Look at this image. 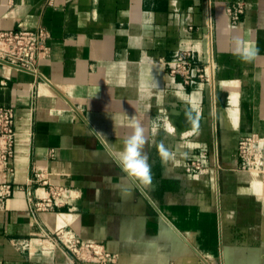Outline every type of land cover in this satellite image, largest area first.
Instances as JSON below:
<instances>
[{
  "label": "crops",
  "instance_id": "1",
  "mask_svg": "<svg viewBox=\"0 0 264 264\" xmlns=\"http://www.w3.org/2000/svg\"><path fill=\"white\" fill-rule=\"evenodd\" d=\"M235 1L0 0V30L48 32L35 70L0 61V106L14 107L17 131L12 169L0 171V264L75 263L60 242L45 243L61 227L124 264H264V171L241 169L238 155L241 137L264 139V0H245L237 24ZM234 35L259 48L253 63L232 54ZM180 48L211 62V83L169 74ZM177 104L185 136L172 141L163 119ZM134 115L157 120L155 139L187 155L166 170L149 129L153 186L122 199L129 185L93 130L118 151ZM200 152L208 171L188 173ZM40 171L46 183L32 181Z\"/></svg>",
  "mask_w": 264,
  "mask_h": 264
},
{
  "label": "built area",
  "instance_id": "2",
  "mask_svg": "<svg viewBox=\"0 0 264 264\" xmlns=\"http://www.w3.org/2000/svg\"><path fill=\"white\" fill-rule=\"evenodd\" d=\"M248 3L245 0H237L228 6V14L233 23L241 21ZM48 32L45 29H5L0 30V59L10 62L18 67L35 70L36 65L42 55L47 50ZM168 72L173 77H181L187 85L196 82L211 83L213 79V66L211 62L200 59L194 49H177L172 57L166 62ZM184 105L177 104L173 109L166 112L163 119L164 128L169 124L174 130L169 134L165 133L169 140L184 137L185 133H180L172 117L178 114ZM200 112V111H199ZM16 112L14 107L0 106V171L10 168L15 154V144L17 131L15 128ZM238 155L240 168L250 172L264 171V139L256 135L243 136L238 142ZM209 167L205 165L203 153H197L187 159L186 170L191 174H201L207 172ZM42 173L36 172L32 181L46 183L42 179ZM55 194V193H53ZM51 199L40 202L38 205L44 209L48 207ZM48 242H60L70 251L77 261L73 264H124L120 262L118 256L112 252L105 243L85 239L78 235L69 227H61L53 235L45 237Z\"/></svg>",
  "mask_w": 264,
  "mask_h": 264
},
{
  "label": "clouds",
  "instance_id": "3",
  "mask_svg": "<svg viewBox=\"0 0 264 264\" xmlns=\"http://www.w3.org/2000/svg\"><path fill=\"white\" fill-rule=\"evenodd\" d=\"M232 54L243 63H253L260 54L259 48L256 44L249 40L242 38L239 35L232 36ZM153 86L157 87L156 84ZM187 121L194 128L196 121L193 118L191 111L185 113ZM132 132L127 136L122 148L118 151H114L110 145H108V139L106 134L93 130L98 136L104 137L105 144L107 146L106 154L120 169V179L126 181L129 187L120 192L122 199H127L131 196L133 190L140 192L144 196V190L150 192L153 186V172L151 156L148 151L145 150V146L148 143V131L150 129L152 136V146L156 150V154L160 159L162 166L168 170L170 162H175L178 156H186V153H182L176 145L170 144L164 137L155 139L161 126L155 119H150L149 124L146 126L144 118L142 116H132ZM169 127L164 128V133H171L174 127L168 121ZM110 179V178H106ZM151 203V201H149Z\"/></svg>",
  "mask_w": 264,
  "mask_h": 264
},
{
  "label": "water",
  "instance_id": "4",
  "mask_svg": "<svg viewBox=\"0 0 264 264\" xmlns=\"http://www.w3.org/2000/svg\"><path fill=\"white\" fill-rule=\"evenodd\" d=\"M0 61H3V62H5V61H4V60H2V59H0ZM226 96H227V95H226L225 93H223V94H222V98H221V100H222V103H223V104H225V103H226Z\"/></svg>",
  "mask_w": 264,
  "mask_h": 264
}]
</instances>
